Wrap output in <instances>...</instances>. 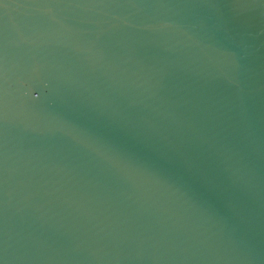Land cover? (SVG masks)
Instances as JSON below:
<instances>
[{"label":"water","instance_id":"95a60500","mask_svg":"<svg viewBox=\"0 0 264 264\" xmlns=\"http://www.w3.org/2000/svg\"><path fill=\"white\" fill-rule=\"evenodd\" d=\"M0 264H264V0H0Z\"/></svg>","mask_w":264,"mask_h":264}]
</instances>
